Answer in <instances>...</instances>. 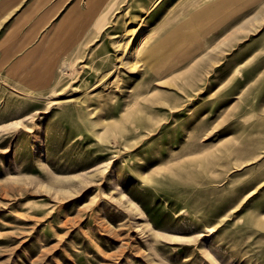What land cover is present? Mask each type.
I'll return each mask as SVG.
<instances>
[{"label":"rangeland","instance_id":"1","mask_svg":"<svg viewBox=\"0 0 264 264\" xmlns=\"http://www.w3.org/2000/svg\"><path fill=\"white\" fill-rule=\"evenodd\" d=\"M221 1L146 19V0H109L65 45L70 0L31 64L0 52V264H264V0L227 6L159 74L125 34L150 25L147 50Z\"/></svg>","mask_w":264,"mask_h":264},{"label":"bare ground","instance_id":"2","mask_svg":"<svg viewBox=\"0 0 264 264\" xmlns=\"http://www.w3.org/2000/svg\"><path fill=\"white\" fill-rule=\"evenodd\" d=\"M109 0H85V13L83 14L82 10H76L75 16L72 17L71 20L66 21L64 20L61 24L58 25L57 28L60 29V34L57 33V36L60 37V41L62 44V40L67 44L68 41L65 38V34L68 28L72 29L73 31L77 30L81 31L84 26L87 25L88 21L93 19L94 15L97 13H102L104 9L107 6V2ZM239 0H225L221 2H214L211 4H208L207 6L204 7H199L198 9L194 10L191 14L188 15V17L181 21L179 24L176 26L172 27L170 31H168L165 34H161L160 37H156V41L154 44L150 45L148 49L143 50L146 42L148 41V30L150 29V25L147 26V28L143 27V29L136 28V25H131L127 27L125 30L126 33H130V35H133L132 42L130 44L129 50H130V55L134 58L137 55L139 56L140 53H143L141 58L138 61L142 62V66L145 68L149 67L147 66L148 62H156L153 64L154 67L151 66V68L154 70V73L159 74V70L162 68L163 65L166 63L170 62H177L179 60H182L186 57L191 56L194 54V51H197L198 49L193 48L196 44L197 41L199 42V38L201 36H204L205 33L211 32V30H214L217 28L220 22V14L224 11V9L231 5L232 6ZM199 3V2H198ZM201 3V2H200ZM199 3V4H200ZM116 3H112L111 7H113ZM191 4V3H190ZM193 4V3H192ZM191 4V5H192ZM143 9V14H145L146 19L150 18L152 19L158 14H161L167 8L169 7V2L168 0H146V4L142 5ZM199 6V5H198ZM110 7V6H109ZM197 7V6H194ZM165 8V9H164ZM107 9V8H106ZM192 9V8H191ZM141 10V9H140ZM189 11V10H188ZM84 15V16H83ZM91 18V19H90ZM85 20V22L82 24V21ZM143 23V20H142ZM170 23V22H169ZM173 23V22H172ZM231 23V22H230ZM168 24V23H167ZM166 26L168 27V25ZM174 24V23H173ZM172 24V26H173ZM171 25V24H170ZM235 25V24H234ZM152 26V25H151ZM164 27V26H163ZM224 27V26H223ZM168 29V28H166ZM225 29V28H224ZM163 29L161 28V31ZM166 31V30H164ZM163 31V32H164ZM227 31V30H226ZM162 32V33H163ZM216 33V32H215ZM225 32L223 31V34ZM159 34V35H160ZM211 35V34H210ZM209 35V36H210ZM56 38V35H55ZM216 39V38H215ZM155 40V39H154ZM213 41V39H212ZM216 41V40H215ZM214 42V41H213ZM211 43V42H210ZM206 44V43H205ZM204 44V45H205ZM208 44V43H207ZM210 46V45H209ZM206 49V48H205ZM143 50V51H142ZM142 51V52H141ZM202 52V51H201ZM200 53L197 54V56ZM213 54V53H212ZM211 55V53H210ZM218 58V57H217ZM216 58V59H217ZM213 59V58H212ZM148 61V62H147ZM192 61V60H191ZM190 61V62H191ZM204 61V60H203ZM217 63V61H216ZM215 63V64H216ZM186 64V63H185ZM199 64V63H198ZM201 64V63H200ZM205 64V63H204ZM184 65V64H183ZM206 65V64H205ZM186 65L183 66V68ZM191 66V65H190ZM181 67V66H180ZM192 67V66H191ZM198 67V66H197ZM196 67V68H197ZM200 67H205L201 66ZM212 67V66H211ZM170 67H168L169 69ZM206 68V67H205ZM182 69V68H179ZM198 69V68H197ZM176 70V69H175ZM195 70V69H194ZM206 70V69H204ZM193 71V70H192ZM202 72H205L201 70ZM172 72V71H171ZM182 72V71H181ZM180 72V73H181ZM191 73V71H189ZM196 72V71H195ZM177 73V74H180ZM183 73V72H182ZM198 73V72H196ZM147 74V73H146ZM194 74V73H193ZM207 74V73H206ZM198 75V74H197ZM201 75V73H200ZM198 75V76H200ZM152 76V75H151ZM167 76V75H166ZM175 76V75H174ZM196 76V77H198ZM206 76V75H205ZM204 76V77H205ZM203 77V78H204ZM209 77V76H208ZM156 78V77H155ZM193 77H190V79ZM157 79V78H156ZM189 79V77H188ZM195 80H198L194 77ZM207 80V79H206ZM200 81V80H199ZM198 81V83H199ZM202 81V80H201ZM205 81V80H204ZM180 82V81H179ZM193 83V82H192ZM197 83V82H196ZM204 83V82H203ZM206 84V83H205ZM145 85V84H144ZM191 85V82L190 84ZM187 85V86H188ZM194 85V84H192ZM196 85V84H195ZM203 85V84H202ZM147 86V85H146ZM186 86V85H185ZM198 86V85H197ZM196 86V87H197ZM177 87V86H176ZM192 87V86H190ZM189 88V86H188ZM194 87H192L193 89ZM198 88V87H197ZM205 88V87H204ZM181 89H183L181 87ZM179 90V89H178ZM190 90V89H189ZM140 91V90H139ZM145 91V90H142ZM184 91V90H183ZM195 91V90H194ZM183 94H186L183 92ZM199 94V93H198ZM181 96V95H180ZM187 97V95H185ZM190 96V95H188ZM175 99V98H174ZM176 100V99H175ZM157 102V100L155 101ZM184 102V101H183ZM163 103V101H162ZM173 103V102H172ZM175 103H177L175 101ZM152 104V102H151ZM150 104V105H151ZM164 104V103H163ZM162 104V105H163ZM157 105V104H156ZM171 105V104H170ZM169 105V106H170ZM185 105V104H184ZM153 106H155L153 104ZM161 106V105H160ZM166 106V105H165ZM156 107V106H155ZM168 107V106H167ZM173 108V107H172ZM174 109V108H173ZM181 109V108H180ZM141 110V109H140ZM172 109H169L168 111L170 112ZM139 111V110H138ZM173 113V112H171ZM180 113V112H179ZM255 114V113H254ZM257 115V114H256ZM190 116V115H189ZM166 118V117H165ZM153 120V119H152ZM200 120V119H199ZM198 120V121H199ZM197 121V122H198ZM124 122V121H123ZM263 122V121H262ZM261 124V123H260ZM264 124V123H263ZM262 125V124H261ZM121 126V125H120ZM254 126V125H253ZM263 126V125H262ZM153 128V127H152ZM191 128V127H189ZM258 128V127H256ZM121 130V129H120ZM136 130V129H135ZM139 130V129H138ZM149 130V129H148ZM254 131V130H253ZM257 131V130H256ZM117 132H119L117 130ZM185 132V131H184ZM193 133V132H192ZM190 134V133H189ZM149 135V134H148ZM194 135V134H193ZM120 137V136H119ZM124 139V138H123Z\"/></svg>","mask_w":264,"mask_h":264},{"label":"crops","instance_id":"3","mask_svg":"<svg viewBox=\"0 0 264 264\" xmlns=\"http://www.w3.org/2000/svg\"><path fill=\"white\" fill-rule=\"evenodd\" d=\"M69 2L70 0H0V30H3L2 33L0 31V46L4 47L0 49L2 50L0 52L5 53L7 45L13 53L22 54L15 59L16 67L19 65L17 63L29 62L31 64L35 59L34 53L39 37L51 22L62 15L63 10L69 6L67 5ZM65 6L67 7L65 8ZM73 8L70 7L64 12L58 24L64 20L69 21L75 16L76 10L74 12ZM82 11H86L85 6ZM21 20H25V22L23 23ZM18 29L20 32L16 31ZM12 30L13 32L10 33ZM71 33V31H66L65 34V38H69L68 44ZM22 38H27V44L33 48H27L24 51L22 48L14 49L13 47L22 45ZM1 61L3 60L0 58ZM29 64H20V67L27 68Z\"/></svg>","mask_w":264,"mask_h":264}]
</instances>
